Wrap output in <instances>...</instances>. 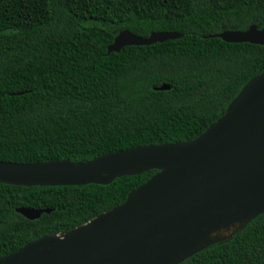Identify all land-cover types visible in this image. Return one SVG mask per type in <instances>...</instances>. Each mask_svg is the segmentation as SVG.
<instances>
[{
  "label": "trees",
  "instance_id": "1",
  "mask_svg": "<svg viewBox=\"0 0 264 264\" xmlns=\"http://www.w3.org/2000/svg\"><path fill=\"white\" fill-rule=\"evenodd\" d=\"M251 24L264 28V0H0V160H86L195 138L264 70V44L215 35ZM122 29L182 35L107 52ZM154 172L0 182V257L123 202ZM19 207L50 211L28 219ZM178 264H264V212Z\"/></svg>",
  "mask_w": 264,
  "mask_h": 264
},
{
  "label": "water",
  "instance_id": "2",
  "mask_svg": "<svg viewBox=\"0 0 264 264\" xmlns=\"http://www.w3.org/2000/svg\"><path fill=\"white\" fill-rule=\"evenodd\" d=\"M120 30L107 52L181 36ZM264 44V28L215 34ZM157 88H170L161 84ZM156 169L125 200L71 229L44 234L0 257V264H178L222 242L264 212V70L251 77L224 113L184 141L147 143L86 160H0V182L14 185L108 184ZM28 219L49 208L19 207ZM237 225L226 236L213 235ZM220 235V236H219Z\"/></svg>",
  "mask_w": 264,
  "mask_h": 264
},
{
  "label": "bare ground",
  "instance_id": "3",
  "mask_svg": "<svg viewBox=\"0 0 264 264\" xmlns=\"http://www.w3.org/2000/svg\"><path fill=\"white\" fill-rule=\"evenodd\" d=\"M236 227H237V225L231 224L230 226H227L225 228H222L218 232L217 231L214 232L213 235H218L217 233H219L222 236H226V235L230 234L232 231H234L236 229Z\"/></svg>",
  "mask_w": 264,
  "mask_h": 264
}]
</instances>
